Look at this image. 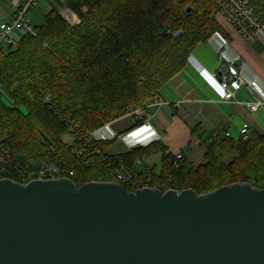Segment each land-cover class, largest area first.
Listing matches in <instances>:
<instances>
[{
    "label": "trees",
    "instance_id": "obj_1",
    "mask_svg": "<svg viewBox=\"0 0 264 264\" xmlns=\"http://www.w3.org/2000/svg\"><path fill=\"white\" fill-rule=\"evenodd\" d=\"M249 1L264 24V0ZM64 3L78 23L71 24L52 9L32 26L33 32H22L14 43L0 47V83L9 95L7 101L0 97V145L14 157L6 166L10 173L0 172V177L16 176L17 168L34 173L37 162L48 158L70 165L77 185L119 182L116 166L135 171V159L163 149L160 143L152 141L112 155L106 151L111 140L93 138L88 151L98 146L106 161L87 167L74 153V140L159 95L158 90L186 65L195 46L219 29L218 8L215 0ZM177 31H181L178 37ZM192 133L206 142L204 163L194 166L185 156L176 159L163 153L159 168L153 167L150 176L119 183L128 191L149 184L162 192L191 188L197 194L235 182L264 189V131L236 142L220 130L206 134L199 124ZM233 151L236 155L226 161Z\"/></svg>",
    "mask_w": 264,
    "mask_h": 264
},
{
    "label": "water",
    "instance_id": "obj_2",
    "mask_svg": "<svg viewBox=\"0 0 264 264\" xmlns=\"http://www.w3.org/2000/svg\"><path fill=\"white\" fill-rule=\"evenodd\" d=\"M0 264H264V189L0 178Z\"/></svg>",
    "mask_w": 264,
    "mask_h": 264
},
{
    "label": "crops",
    "instance_id": "obj_3",
    "mask_svg": "<svg viewBox=\"0 0 264 264\" xmlns=\"http://www.w3.org/2000/svg\"><path fill=\"white\" fill-rule=\"evenodd\" d=\"M23 1L0 0V22L12 19ZM52 9L58 10L71 24L79 22L64 0H34L27 11V22L31 26L40 24ZM215 20L219 29L207 41L197 44L186 65L158 90L164 103L147 109L148 122L121 116L92 132L96 140H111V152L107 148L106 151L112 155L152 141L159 142L163 149L145 157L143 169L137 167L138 158L135 159L136 172H152L153 167L158 168L163 153L181 151L194 166L204 163L206 142L202 136L192 133L196 124L201 125L206 134L223 131L234 142L240 139L239 129L243 123H248L249 135L264 131V104L255 111H250L246 105L254 99L264 102V33L249 40L220 13H216ZM21 34L22 31H17L15 40ZM230 62L237 63L244 84L236 91L234 100L225 101L215 76ZM234 155L236 151L231 152L226 161Z\"/></svg>",
    "mask_w": 264,
    "mask_h": 264
},
{
    "label": "built area",
    "instance_id": "obj_4",
    "mask_svg": "<svg viewBox=\"0 0 264 264\" xmlns=\"http://www.w3.org/2000/svg\"><path fill=\"white\" fill-rule=\"evenodd\" d=\"M34 3V0H24L16 9V12L12 19L4 22H0V47L7 46L15 42V33L17 31L22 32H33L32 26L27 22V11ZM218 8V13H220L225 20L240 34L252 40L257 37V35L264 33V24L261 23L256 16L249 0H215ZM218 77L220 87L223 91V100L231 101L234 100L236 91L244 84L243 78L241 76V70L238 68L237 63L230 62L228 65L224 66L220 73L215 76ZM2 87L3 85L0 84ZM3 97L9 99V95L6 94L4 87L1 88ZM164 101L159 95H153L148 99L142 106L136 108H130L126 110L120 116H133L142 121L148 122L150 115L148 113V108L151 106L162 105ZM264 104L262 100L254 99L247 101L246 105L250 111H255ZM248 123H243L239 129L240 138L246 139L248 136ZM85 135V136H84ZM78 137L79 140H74L76 145L73 150L76 156L80 159L84 166H98L103 161H106L105 156L98 146H94V150L89 152L87 149V144L94 142L92 133L86 132V134ZM61 155H59L60 157ZM174 156L176 159L183 157V152H175ZM14 162L13 154L3 145H0V168L1 173H10V170L6 168L7 165H12ZM137 162V161H136ZM36 169L34 173L26 174L20 169H16L14 174L16 176H11L10 174L3 175L0 178H10L14 181L25 183L33 179H49L56 178L60 176L62 172L70 177H76V172L67 163H56L50 161L48 158L42 159L35 165ZM114 174L116 180L124 183H131L135 180L138 175L139 177L150 176L151 172L145 170L142 173H138L133 170H129L122 165H118L114 169ZM66 176V177H68ZM143 187H152L149 184H145Z\"/></svg>",
    "mask_w": 264,
    "mask_h": 264
},
{
    "label": "rangeland",
    "instance_id": "obj_5",
    "mask_svg": "<svg viewBox=\"0 0 264 264\" xmlns=\"http://www.w3.org/2000/svg\"><path fill=\"white\" fill-rule=\"evenodd\" d=\"M1 84V83H0ZM1 88H3L1 85H0V97H1V95H2V89ZM7 94V93H6ZM8 95V94H7ZM2 99L4 100V101H7V99L6 98H3L2 97ZM68 139V137H65V140H67ZM106 148H107V150L109 151V152H111V143H108L107 145H106ZM145 157H148L147 155H142V156H139L138 157V159H137V162H136V165H137V167L138 168H140V169H143L144 168V166L142 165V160L145 158ZM159 168V167H158ZM60 176H58V177H66V176H68V175H65V172H62L61 174H59ZM58 177H56V178H58ZM68 178H70L71 179V177L70 176H68ZM72 180V179H71Z\"/></svg>",
    "mask_w": 264,
    "mask_h": 264
}]
</instances>
